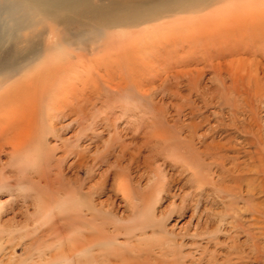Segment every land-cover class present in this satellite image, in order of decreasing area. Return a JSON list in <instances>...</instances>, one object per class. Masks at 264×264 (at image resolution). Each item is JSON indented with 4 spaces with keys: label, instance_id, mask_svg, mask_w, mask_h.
I'll use <instances>...</instances> for the list:
<instances>
[{
    "label": "rangeland",
    "instance_id": "obj_1",
    "mask_svg": "<svg viewBox=\"0 0 264 264\" xmlns=\"http://www.w3.org/2000/svg\"><path fill=\"white\" fill-rule=\"evenodd\" d=\"M1 22L0 18V28ZM3 25L4 30L8 26L14 28L13 22ZM8 37L0 44V58L12 50L11 46L19 48L27 44ZM161 49H145L139 55H143L140 62L150 60L148 65L152 66L133 76L139 95L128 98L127 94H134L135 87L132 79L120 78L122 70L116 66L113 68L116 80L106 86L91 80L84 86L75 79V90L59 99V103L56 101L59 106L67 105L62 112L51 110L49 119L45 107L31 111L35 118L30 126L33 130L29 126L26 130L29 128L34 138L21 154L12 153L6 143L2 145L0 264H77L78 260V264L92 260V264H218L233 244L232 238L241 245L248 232L256 231L252 226L246 227L255 216L249 207L264 201L263 192L255 191L250 197L242 191L243 198L236 203L237 218L246 230L234 232L221 222L225 207L213 194L209 183L212 175L209 174V181L197 183L193 176V167L197 165L194 160L181 162L183 156L169 149L170 142L178 138L180 142L192 139L199 152L195 161L204 163L200 170L213 173L212 167H207L211 161L209 154H205L207 146L214 141L223 142L226 136L225 130L215 133L212 129L214 111L222 110V121L230 122L228 109L215 107L216 85L206 65L208 61L196 63L205 55L207 58L209 48L195 52L196 49L190 51L186 46L163 55ZM90 55L97 54L91 50ZM100 67L103 73L104 65ZM239 68L238 64L233 65L234 75L227 83L234 80L237 91H243L244 81L250 94L264 93V72L253 68L241 72ZM201 69L203 73L197 77L196 71ZM186 70H192L193 74L181 75ZM193 76L197 79L193 80ZM117 84H123L125 91ZM244 94L249 103L251 96ZM237 95L236 92L234 97ZM255 102L264 141V102ZM246 113L240 116L249 122L254 114ZM11 130L7 132L12 133ZM227 132L237 139H232V144L240 140L232 125ZM183 144L180 143L182 149ZM122 183L128 187L130 200L120 190ZM164 183V191L155 200L158 187ZM145 198L150 200L146 204ZM43 201L49 205L50 219L40 217ZM72 238L81 242L76 243L77 247L88 248L83 257L72 250ZM65 239L71 243L64 244ZM259 241L264 246V235ZM69 245L71 249H67ZM249 245L248 242L242 247L248 250ZM60 252L72 260L55 257ZM245 259L247 264H255L252 258Z\"/></svg>",
    "mask_w": 264,
    "mask_h": 264
},
{
    "label": "bare ground",
    "instance_id": "obj_2",
    "mask_svg": "<svg viewBox=\"0 0 264 264\" xmlns=\"http://www.w3.org/2000/svg\"><path fill=\"white\" fill-rule=\"evenodd\" d=\"M0 18V44L6 41L5 36L15 37L18 43H27L19 48L11 46L13 51L8 50L0 58V123L3 124L0 126V149L6 143L11 152L16 154H21L26 149L23 148L33 141L34 133L29 128L26 130L35 121L31 111L45 107L49 119L52 118L51 110L52 113L62 112L67 105L61 103L59 106L57 102L75 90V79L80 80L84 86H88L91 81H100L102 86H106L116 80L113 70L116 66L122 70L120 78L132 79L135 91L134 94H127L130 98L131 95L140 93L133 76L136 72L140 74L143 69L152 68L148 65L150 60L145 63L139 61L143 59V55L139 56L142 50L159 47L162 48L160 53L163 55L164 52L173 53L186 46L190 51L192 48L196 49L195 52L209 48L207 58L205 55L196 60V63L208 61L206 65H209L216 85L213 93L215 107L227 108V120L230 122L222 121V110L214 111L215 123L212 129L215 133L225 130L226 136L223 142L218 140L207 146L205 154H209L211 158L207 167H212L213 173L212 170L210 173L200 170L204 163L195 161L199 152L190 141L192 139L184 138L180 142V138H176L177 141L170 144L168 139L169 149L183 156L180 158L181 162L194 160L197 165L193 167V176L197 183L209 181L208 176L212 175L209 183L213 194L225 207L221 217L222 224L230 226L234 232L246 230L237 218L236 203L243 198V190L250 197L254 196L255 191L264 193V141L260 122L256 118L255 104V101L258 104L264 102V93L259 91L250 94L244 81L241 84L243 91H237L236 82L232 80V84H228L227 80L234 75V64H238L243 70L241 72L246 68L249 71L253 68V71L256 69L264 72V0H0ZM10 22L14 23V28L10 29L8 26L4 30L3 24ZM91 50L97 55L91 57ZM100 65H104L103 73ZM203 70L196 71L197 77ZM192 74V70H186L181 75ZM176 76L178 77L177 74ZM195 79L196 76H193V80ZM117 85L125 91L123 84ZM236 92L238 97H234ZM243 93L251 96L249 103ZM247 110L254 114L249 122L240 116ZM23 112L28 116L23 115V118ZM3 114H11V117L2 118ZM16 114L20 117L14 118ZM231 125L240 138L236 144L231 141L237 139L227 132ZM255 125L258 126L257 129ZM10 129L12 133L7 132ZM8 133L9 137L4 139ZM158 133L160 134L159 131ZM180 143H184L183 149ZM228 182L235 185H227ZM165 186V183L160 187L154 186L158 187L155 200ZM127 188L126 184L120 185L121 192L130 200ZM148 201L150 200L145 198V204ZM42 203L39 208L40 217L50 219L49 205L44 201ZM249 208L255 216L250 217L246 227L252 226L256 231L248 232L246 241L241 245L234 241V235L229 236L233 244L228 247L218 264H247L246 257L252 258L251 262L255 264L264 263V246L259 241L261 235H264V201ZM228 218L230 220L226 221ZM68 240L65 239L63 243L72 242V250L81 253L82 257L85 251L88 252V248L76 246L80 241L75 242L74 238L70 239L71 242ZM248 242L250 245L246 250L242 245ZM67 249H71V246ZM61 252L55 257L60 256L61 260L68 262L72 260ZM92 261L87 264H92Z\"/></svg>",
    "mask_w": 264,
    "mask_h": 264
}]
</instances>
